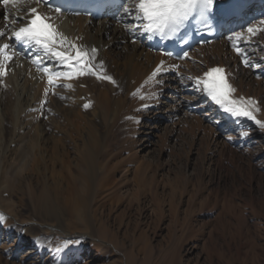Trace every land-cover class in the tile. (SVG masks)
Listing matches in <instances>:
<instances>
[{
	"label": "rangeland",
	"instance_id": "1",
	"mask_svg": "<svg viewBox=\"0 0 264 264\" xmlns=\"http://www.w3.org/2000/svg\"><path fill=\"white\" fill-rule=\"evenodd\" d=\"M7 15H0L1 22L6 23ZM262 28L242 39L248 47L240 48L234 76L237 84L241 76H251L243 88L259 96L257 119L264 121V70L260 63L256 69L250 56L254 52L264 59ZM103 39L111 41L110 35ZM166 75L160 74L153 85L151 106L158 98L167 102L163 95L174 88ZM145 106H135L125 120L135 117V125L147 123ZM188 114L164 122L146 150L137 143L143 139L140 134H128L122 142L124 130H130L120 125L105 148L108 158L99 162L101 186L95 201L88 210L80 205V214L68 212L73 205H65L68 197L49 191V171L44 177L30 165L14 171L2 145L0 214L8 219L0 224V264H264V128L254 121L223 133L203 114ZM83 143L80 138L81 149ZM72 164L69 170L75 171L77 164ZM87 177L80 158V182L69 195L72 202L89 195ZM50 205L57 206L56 220L40 209ZM84 220L97 223L107 244L88 238Z\"/></svg>",
	"mask_w": 264,
	"mask_h": 264
},
{
	"label": "bare ground",
	"instance_id": "2",
	"mask_svg": "<svg viewBox=\"0 0 264 264\" xmlns=\"http://www.w3.org/2000/svg\"><path fill=\"white\" fill-rule=\"evenodd\" d=\"M49 1L44 0V3L37 5L35 0H30V2L24 0L16 8H13L11 4L0 5V15L8 14L7 18H4L6 23L0 20V33H4V35H0V46L9 44L8 51L14 53L12 61L6 65L9 70L8 75L0 77V90L2 88L0 147L3 145L6 155L13 159L14 171L29 165L32 169L42 170L40 177H44L45 170L49 171V179L52 180L49 191H54L55 194L64 199L68 197L65 205L68 207L69 204H73L68 207V212L71 215L80 214V205L84 210H88L90 203L93 204L95 201L98 194L97 190L101 186L102 171H100L101 164L99 162L108 158L105 148L114 138V134L120 125H128L130 130L129 132L124 130L121 136L122 142L126 141L125 138L128 134L129 137L132 134L138 137L140 134L143 139H138L137 143L140 148L142 147V150H146L149 148L146 143L153 142L156 132L159 131L163 123L170 122L172 117L176 118L179 115L203 114L204 119L217 124L218 130L223 133L239 130L242 123L252 124L254 122L251 119L247 120V117H237L228 113L222 114L216 106H210L204 98L201 88H198L194 83V79L198 76L202 77L207 66L222 64L227 67L229 80L237 89L236 96L243 94L246 97L260 99L257 94L251 95L248 88L247 90L243 88L245 86L244 81L248 83V80L252 79L251 76L246 75L247 78L241 76L239 84H237L234 72L240 65L237 59L240 54H237V49L243 45L248 47L242 41L244 37L249 36L247 28L250 26L258 28L263 25L262 29H264V24L260 23L264 19L251 23L247 27L228 31L224 41L197 48L196 53L194 51L189 54L178 66L173 59L147 48L146 41L143 40L144 32L142 28L137 27V24L142 22L135 21L133 15L125 12V7L128 6L129 2L121 8L120 12L114 13L112 17L92 22L84 17H68L56 14L48 9ZM223 2L224 0H215L214 6L218 7ZM32 7H37L42 14L51 17L55 26L66 25L65 30L58 31L63 33L69 41H75L88 49L93 47L98 49L97 60L108 65L106 72L117 81L118 88L106 80H97L92 75L73 80L61 79L56 82L58 85L71 84V88L62 86L55 89L50 88L47 84V75L42 69L48 67L50 71L54 72H63L67 69L43 51L17 43L12 38L13 31L25 26L27 19H29L25 13ZM261 11H264V7ZM17 16L20 17V21L12 23V20ZM237 33L242 34L239 39L236 36ZM109 35L111 37L110 43L103 39L104 36ZM133 38H137L135 43L131 42ZM262 51L264 52V48ZM198 52L199 55H197ZM255 55L254 52L250 53L252 64L256 65L257 69V64L260 63L261 69L264 70L263 57ZM161 63L163 65L162 71L150 79L152 72ZM15 68L16 72L13 71ZM38 68L41 70L38 71ZM262 73L264 74V71ZM160 74H167L166 77L174 85V88L169 95H163L167 102L160 103L159 98L158 101L156 98V104L151 106L152 99L156 97L152 90ZM189 77L193 79H189ZM3 84L5 87L1 86ZM109 85L111 87L108 88ZM248 86L250 85L247 84ZM46 88H49L47 96L44 95ZM134 93L135 95H133ZM171 94H181V96L176 99ZM141 96L144 99H141ZM44 101L46 103H43ZM86 102L91 104L88 109L83 107ZM145 105L149 107L146 108L147 115L150 114L147 116L149 118L147 123L135 125L134 122H131L135 117L130 121L129 118L127 121L125 120L135 106ZM258 108L261 110V104ZM42 112L44 118L41 120L40 114ZM258 112L261 111L254 112L256 118H258ZM108 125H110L109 131L107 130ZM80 138L84 140V149L80 148ZM139 146L137 145V147ZM80 158L87 168L89 195L81 202L78 197L76 202H72L69 195L71 192L76 193V184L80 182ZM6 159L4 158V162ZM73 160L77 164L75 171L69 170L73 165ZM56 168H60V170L57 171ZM56 207L50 205L40 207V209L43 210L42 212L45 211L43 215H49V217L51 215L50 219L56 220L58 215ZM82 214L85 215V211ZM84 222L90 240L107 244V241L98 234L100 229L97 223L88 225L87 220ZM90 229L92 230L90 231ZM89 233L92 234L89 235ZM113 248L117 249L116 246Z\"/></svg>",
	"mask_w": 264,
	"mask_h": 264
},
{
	"label": "snow or ice",
	"instance_id": "3",
	"mask_svg": "<svg viewBox=\"0 0 264 264\" xmlns=\"http://www.w3.org/2000/svg\"><path fill=\"white\" fill-rule=\"evenodd\" d=\"M0 2L5 6L11 4L13 8H16L24 0H0ZM214 2L215 0H129L125 12L133 15L135 21L142 22L138 23L137 27L142 28L145 34L164 36L176 33L196 12H199L201 16L206 13L210 15ZM35 3L39 5L44 3V0H35ZM25 15L29 17L25 26L12 32L15 42L43 51L67 69L63 72L50 71L48 67L42 69L47 75V84L50 88L55 89L60 86L71 88V84L58 85L56 82L61 79H79L86 75L95 76L97 80H106L113 85L117 84V81L107 74L104 63L97 60L98 49L94 47L88 49L75 41H69L63 33L58 31L51 17L40 13L37 7L28 9ZM19 21L20 17L17 16L12 20V23ZM260 23L264 24V21H260ZM257 31L255 26L247 28L250 36H255ZM260 31H264V29ZM0 35H4V33H0ZM241 35V33L236 34L238 39ZM9 47V44L0 46V77L7 75L6 65L14 57V53L8 51ZM237 54H240L239 49H237ZM244 63L246 66L248 65L247 60H244ZM162 67V63L158 65L150 79L156 77L162 71ZM39 70L41 69L38 68ZM189 79L193 78L189 77ZM194 83L223 112L237 117H247L264 128V121L258 120L254 115V112L259 111L258 102L251 97L236 96L237 89L229 81L225 69L221 67L209 68L202 77H196ZM48 92L49 88H46L44 95L47 96ZM140 98L144 99L143 96ZM83 107L88 109L91 104L85 103ZM5 220L6 217L0 214V224Z\"/></svg>",
	"mask_w": 264,
	"mask_h": 264
}]
</instances>
